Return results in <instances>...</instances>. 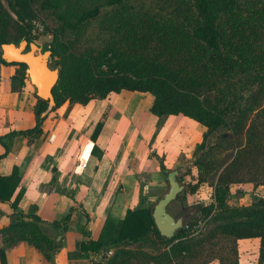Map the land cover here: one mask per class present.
I'll return each mask as SVG.
<instances>
[{"label": "trees", "instance_id": "trees-1", "mask_svg": "<svg viewBox=\"0 0 264 264\" xmlns=\"http://www.w3.org/2000/svg\"><path fill=\"white\" fill-rule=\"evenodd\" d=\"M32 2L0 0V79L4 66L18 67L17 77L25 79L27 66L7 63L2 46L35 43L29 24ZM60 7L57 0L40 5L57 20L47 47L61 72L52 111L123 91L150 94L155 117L182 115L206 129L193 154L197 183L188 192L195 194L204 185L213 190L209 202L175 217L184 218L189 228L171 239L157 229L155 205L142 199L141 206L127 211L117 237L81 241L70 256L93 255L92 264H239V242L259 239L258 264H264V197L245 207L230 204L237 196L234 187H264V0H104L73 16L62 15ZM13 24L18 27L14 39ZM49 108L38 98L36 127L15 135H40ZM99 152L95 146L93 155ZM7 155L8 149L0 161ZM161 169L168 177L163 163ZM21 180L18 167L0 176V202L13 212L12 223L0 230L5 243L0 264H8L7 249L22 243L52 261L61 242L47 232L37 207L30 215L21 210ZM236 194L245 196L240 189ZM71 216L65 218L64 231ZM199 223L204 229L193 236Z\"/></svg>", "mask_w": 264, "mask_h": 264}, {"label": "crops", "instance_id": "crops-1", "mask_svg": "<svg viewBox=\"0 0 264 264\" xmlns=\"http://www.w3.org/2000/svg\"><path fill=\"white\" fill-rule=\"evenodd\" d=\"M18 69L4 66L1 70L0 156L7 149L8 155L0 161V176H10L14 167L20 169L17 194L25 190L21 210L30 215L37 207L45 229L61 242V248L52 261H46L34 247L22 243L6 250L8 264H92L93 255L77 259L70 255L77 252L81 241L117 237L127 211L141 206L142 199L156 205L169 185L162 163L169 173L179 172L181 186L197 183L193 154L206 129L182 115L155 117L150 112L154 101L150 94L123 91L86 106L66 103L45 113L40 135H15L37 125L36 88L26 76L23 81L17 77ZM99 124L103 125L101 132L93 140ZM95 146L99 155H93ZM88 148V158L83 161ZM187 167L192 170L189 175ZM212 194L206 185L187 194L185 200L180 199L178 215L206 203ZM180 200L168 207L173 217H177L174 204ZM12 213L9 204L0 202V230L12 223ZM69 213L72 216L64 231ZM1 248L5 243L0 235ZM259 249V239L240 241L239 264H258Z\"/></svg>", "mask_w": 264, "mask_h": 264}, {"label": "water", "instance_id": "water-1", "mask_svg": "<svg viewBox=\"0 0 264 264\" xmlns=\"http://www.w3.org/2000/svg\"><path fill=\"white\" fill-rule=\"evenodd\" d=\"M3 59L9 64H25L26 77L36 88L39 99L50 103L49 110L55 107L53 90L58 84L61 72L49 65L51 52H43V48L36 44L22 41L19 45L6 44L2 46ZM179 172L168 174L169 191L153 207L152 215L160 234L167 239L173 238L184 229L185 219H176L168 212V207L184 192L185 188L178 182Z\"/></svg>", "mask_w": 264, "mask_h": 264}, {"label": "rangeland", "instance_id": "rangeland-1", "mask_svg": "<svg viewBox=\"0 0 264 264\" xmlns=\"http://www.w3.org/2000/svg\"><path fill=\"white\" fill-rule=\"evenodd\" d=\"M42 1L43 0H33L30 9H31V14H32L31 17L45 26L46 32L44 35H41L39 37L38 42L43 45V52H47V47L50 41L49 40L50 35L54 34V31L57 27V20L49 16L47 13H44L40 10V5L42 4ZM57 1H58V4L61 5L60 13L64 16H73L77 14L78 12L86 9L88 6H94L98 3L104 2V0H57ZM4 5L7 10H10L7 2H4ZM10 34H11L10 37L13 39L18 37V27L16 24H13V26L10 28ZM49 65L52 69H57L51 59L49 60ZM199 129L204 131L201 127ZM210 142H212V140H210ZM183 175L180 177V183L182 184L185 181L183 178ZM165 180L167 181V177H165ZM188 183L189 184L185 185L186 188L184 187L185 188L184 191H187V193L183 194L184 193L183 192L181 194V198L182 199L184 198V200L187 197V194H189L188 190L190 189V186L192 185L191 182H188ZM237 189H240V191H244L245 196L236 194ZM168 191H169V185L167 184L165 193H167ZM206 193H207V190H205V193H204L205 196L207 195ZM232 193L237 196H234L235 198L231 201L230 204L232 206L245 207V206L251 205L253 202L257 200V198L264 197V187H260L259 189L255 190V188L252 185H243L241 187H234L232 189ZM209 201L210 200H208L207 202ZM182 203H183V200H180L179 202L174 204V207L176 208V210L174 211V214L177 216H178L180 209L182 208Z\"/></svg>", "mask_w": 264, "mask_h": 264}, {"label": "built area", "instance_id": "built-area-1", "mask_svg": "<svg viewBox=\"0 0 264 264\" xmlns=\"http://www.w3.org/2000/svg\"><path fill=\"white\" fill-rule=\"evenodd\" d=\"M32 26L31 35L33 39L35 40V43L40 45L43 48V45L38 42V39L41 35H44L46 32L45 26L42 25V23H39L36 20H33L31 23H29ZM50 38H52V35H50ZM184 225V228L188 229L189 227ZM205 224L199 223L197 226H194L193 228V236L198 235L203 229ZM113 254L112 251L107 253V257L109 258Z\"/></svg>", "mask_w": 264, "mask_h": 264}, {"label": "bare ground", "instance_id": "bare-ground-1", "mask_svg": "<svg viewBox=\"0 0 264 264\" xmlns=\"http://www.w3.org/2000/svg\"><path fill=\"white\" fill-rule=\"evenodd\" d=\"M89 151H90V148H88L87 149V151L84 153V155H83V161H86L87 160V158H88V154H89ZM82 167V166H81Z\"/></svg>", "mask_w": 264, "mask_h": 264}]
</instances>
